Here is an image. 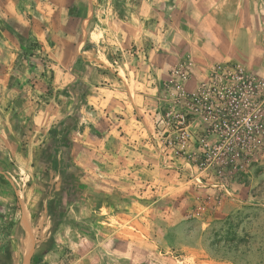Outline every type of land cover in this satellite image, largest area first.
I'll use <instances>...</instances> for the list:
<instances>
[{
  "label": "rangeland",
  "instance_id": "374dc122",
  "mask_svg": "<svg viewBox=\"0 0 264 264\" xmlns=\"http://www.w3.org/2000/svg\"><path fill=\"white\" fill-rule=\"evenodd\" d=\"M86 6V0H71L64 13L69 11V19H56V25L74 28L70 41L79 39ZM206 11L233 18V32L221 37L228 46L209 51L210 64L194 63L182 92L169 74L155 82L158 90L147 110L159 130L141 143H121L114 134L88 140L81 123L102 117V128L111 129L118 121L89 109L82 78L71 86L75 120L60 123L56 136L52 127L40 129L35 141L40 146H29L19 129L23 140L11 147L0 133V264H25L28 239L27 264H264V0L208 3ZM39 21L48 39L35 56L48 79L42 86L39 75L31 96L41 107L54 69L73 54L63 44L66 29L56 31L59 42L52 43L47 24ZM108 53L117 62L122 52ZM76 68L85 71V61L79 59ZM147 69L139 72L140 81ZM183 112L193 142L180 155L166 143L176 131L172 121ZM74 141L86 148L77 147L76 159ZM246 150L250 160L240 155ZM230 154L237 160L218 180L200 162L217 163Z\"/></svg>",
  "mask_w": 264,
  "mask_h": 264
},
{
  "label": "crops",
  "instance_id": "0c3cea01",
  "mask_svg": "<svg viewBox=\"0 0 264 264\" xmlns=\"http://www.w3.org/2000/svg\"><path fill=\"white\" fill-rule=\"evenodd\" d=\"M231 1L86 0L79 39L70 41L74 28L58 26L56 19L68 18L69 11L66 16L64 13L71 0H0V133L5 138L3 143L15 146L23 140L19 129H24V140L28 143L29 139L27 145L40 146L35 142L40 141L37 135L40 129L45 131L57 126L62 129L59 124L64 120H75L71 86L78 78L87 84L84 97L89 109L95 112L96 108L100 109L105 117L109 115L108 118L115 117L118 121L111 129L102 128L106 125L102 117H97V123H81L83 134L89 135L88 140H106L114 134L121 143L128 139L141 143L145 136L150 137L156 131L152 114L147 110L154 97L151 94L158 90L155 82L167 78L169 69L187 57L196 65L210 64L209 51L216 53L223 44H228L225 38L233 32V18L226 12L210 16L206 9L208 3ZM31 13L33 18H28ZM40 18L48 26L52 43L57 41L55 32L58 35L66 29L68 40L65 38L63 44L73 55L64 67L54 69L50 80L52 93H47L48 101L38 107L31 96L37 90L31 88L43 68L23 58L22 50L31 41L44 44L48 39ZM195 35L198 38L201 35V40H196ZM222 35L225 38H221ZM111 49L122 52L119 61L113 62L110 58ZM79 59L87 66L83 72L76 68ZM144 65L148 72L140 81L138 75ZM44 76L37 79L42 86V80L48 79ZM140 112L144 114L141 120ZM71 127L77 131V125ZM77 147L86 149L82 143L74 141L71 148L74 159L80 156ZM35 152L36 148L34 155Z\"/></svg>",
  "mask_w": 264,
  "mask_h": 264
},
{
  "label": "built area",
  "instance_id": "2783aa9c",
  "mask_svg": "<svg viewBox=\"0 0 264 264\" xmlns=\"http://www.w3.org/2000/svg\"><path fill=\"white\" fill-rule=\"evenodd\" d=\"M193 64L194 62L192 60L184 59L179 61L171 71V80L175 81V87L180 92L184 91V85L192 75ZM219 68L221 69L222 66L219 65ZM238 77L242 76L238 75ZM187 122L188 116L184 112L179 113L178 117H176V120L172 121L173 130L176 131L175 133L169 134L167 137L166 145L172 149L177 150V153L180 155L186 154L188 152L189 146L192 145L193 142L191 139L190 131L186 129L188 125Z\"/></svg>",
  "mask_w": 264,
  "mask_h": 264
},
{
  "label": "trees",
  "instance_id": "16d2710c",
  "mask_svg": "<svg viewBox=\"0 0 264 264\" xmlns=\"http://www.w3.org/2000/svg\"><path fill=\"white\" fill-rule=\"evenodd\" d=\"M38 46H40V43L37 42V41H31L30 45L23 50V58L31 61V63L35 64L37 63L38 61V58L35 56L36 55V51H37V48ZM39 64V63H38ZM42 64V63H40ZM43 71L41 74H39L40 76H43L46 72V67L45 65H43ZM37 78V77H35ZM49 94L52 93V90L49 89ZM62 130V129H61ZM158 126L156 127V131H158ZM60 133V130L58 127H53L51 130H50V133L53 134L54 136L57 135V133ZM44 143V141L42 142V144ZM44 146V144L41 146V148ZM251 147V146H250ZM249 147V148H250ZM235 147H233L234 149ZM240 148V147H239ZM236 149H234L235 151ZM252 150V149H251ZM233 151V152H234ZM246 152V154H245ZM244 153H241L240 155H244L243 157L250 160L249 159V154L250 152H248V150H246ZM41 153H42V150H41ZM239 153V152H237ZM202 158V157H201ZM200 158V159H201ZM223 157L220 156V158L217 160V163L215 160H211V161H208V159L205 160V158H203V160L200 162L204 163V164H208V167H207V170H209V173H211V177L214 178V180H218L219 177H223V171L225 170V167L228 165V164H231L230 166H232L233 164H235L234 160H237L236 158H233V155L230 154L229 157H225L223 160H221ZM238 165H236L237 167ZM241 172V171H240ZM237 177V176H236ZM107 205H110L109 201L106 203ZM113 204V203H112ZM117 209V208H116ZM6 264V263H5Z\"/></svg>",
  "mask_w": 264,
  "mask_h": 264
},
{
  "label": "bare ground",
  "instance_id": "6f19581e",
  "mask_svg": "<svg viewBox=\"0 0 264 264\" xmlns=\"http://www.w3.org/2000/svg\"><path fill=\"white\" fill-rule=\"evenodd\" d=\"M24 212H25V220H24V222H25V229L27 230V232L29 231V229H30V227H29V219H28V207L27 206H25V209H24ZM30 231H29V235H28V237L30 236ZM31 251H32V242H31V240H29L28 239V247H27V250L25 251V253H26V256H25V258H26V263L25 264H27V262H28V259H29V256H30V254H31ZM24 262H25V260H24ZM24 264V263H23Z\"/></svg>",
  "mask_w": 264,
  "mask_h": 264
}]
</instances>
